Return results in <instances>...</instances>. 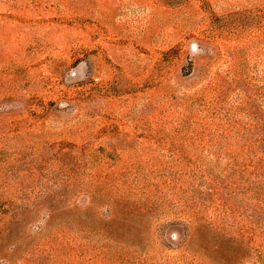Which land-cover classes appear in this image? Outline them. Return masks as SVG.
<instances>
[{"label": "rangeland", "instance_id": "1", "mask_svg": "<svg viewBox=\"0 0 264 264\" xmlns=\"http://www.w3.org/2000/svg\"><path fill=\"white\" fill-rule=\"evenodd\" d=\"M0 264H264V0H0Z\"/></svg>", "mask_w": 264, "mask_h": 264}]
</instances>
